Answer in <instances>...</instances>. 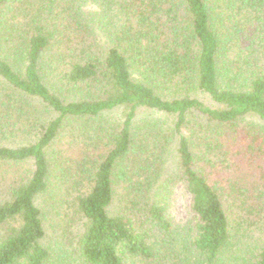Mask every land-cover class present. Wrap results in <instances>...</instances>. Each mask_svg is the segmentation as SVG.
<instances>
[{"label": "trees", "instance_id": "1", "mask_svg": "<svg viewBox=\"0 0 264 264\" xmlns=\"http://www.w3.org/2000/svg\"><path fill=\"white\" fill-rule=\"evenodd\" d=\"M0 264H264V0H0Z\"/></svg>", "mask_w": 264, "mask_h": 264}, {"label": "rangeland", "instance_id": "2", "mask_svg": "<svg viewBox=\"0 0 264 264\" xmlns=\"http://www.w3.org/2000/svg\"><path fill=\"white\" fill-rule=\"evenodd\" d=\"M149 116L153 117L154 115L148 113H141L139 115V120ZM171 193L172 194H171L170 214L175 221L183 222L187 220L189 217V205L191 202V197L186 190L185 184L177 179L174 180ZM52 215L53 216H51L50 219L53 222L58 218V216L53 213ZM49 228L47 229V233L50 234L51 230H49Z\"/></svg>", "mask_w": 264, "mask_h": 264}]
</instances>
